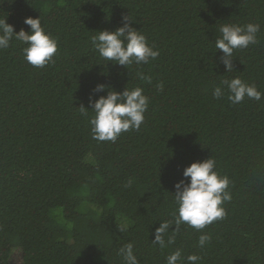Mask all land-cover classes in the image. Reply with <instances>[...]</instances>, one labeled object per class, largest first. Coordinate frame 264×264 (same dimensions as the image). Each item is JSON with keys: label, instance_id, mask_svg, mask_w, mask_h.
I'll list each match as a JSON object with an SVG mask.
<instances>
[{"label": "trees", "instance_id": "obj_1", "mask_svg": "<svg viewBox=\"0 0 264 264\" xmlns=\"http://www.w3.org/2000/svg\"><path fill=\"white\" fill-rule=\"evenodd\" d=\"M125 16L159 51L155 60L126 69L93 50L90 37ZM27 17H40L58 50L43 68L15 40L0 50V264L14 249L21 264H123L117 251L127 243L139 264H166L177 248L185 264L192 254L197 264H264V97L232 104L221 83L239 77L264 93V0H0L14 32H28ZM222 23L260 25L229 73L214 44ZM97 85L106 91L93 94ZM126 86L148 97L140 130L94 140L79 108ZM210 157L230 181L225 218L199 231L183 224L174 244H153L173 219L184 168ZM202 234L211 235L203 248Z\"/></svg>", "mask_w": 264, "mask_h": 264}, {"label": "clouds", "instance_id": "obj_2", "mask_svg": "<svg viewBox=\"0 0 264 264\" xmlns=\"http://www.w3.org/2000/svg\"><path fill=\"white\" fill-rule=\"evenodd\" d=\"M133 20L129 16L122 18L121 27L115 31H100L90 37V43L98 56L115 65L128 69L132 65L148 64L159 56V51L150 46L146 36L141 30L131 26ZM23 23L28 26V32L21 29L14 32V27L6 23V18L0 19V50L7 49L13 40L24 45L22 54L24 60L33 67L43 68L52 62L57 53V40L51 37L44 27L41 19L27 17ZM219 37L215 40V48L223 55L220 57L226 73L233 72L232 57L234 50L246 49L249 45L258 43L257 33L260 25L248 23L243 26L222 23L219 27ZM137 78L148 84L152 78L143 72L136 73ZM222 86L227 89V99L232 104L241 103L245 97L260 101L264 93L257 90L255 85H249L239 77L230 80L225 79ZM217 86L213 90V96L220 99L225 95L224 87ZM158 91H163V84H156ZM93 94L106 91L105 85H97ZM142 87L128 88L117 92L107 88L106 96H99L93 100L89 98L91 111L81 106L82 116L89 117L90 133L94 140L99 142H115L122 132L129 130L139 131L145 120V112L148 110V97L143 94ZM93 115L89 116V113ZM216 161L212 157L194 162L184 168L182 177L175 185V194L172 195L177 205L171 221L164 220L154 232L152 243L165 248L175 243L180 226L186 224L197 231L211 225L214 221L222 220L226 216V210L222 206L231 201L229 178L220 176L216 171ZM185 179L187 183H185ZM173 231H169L172 226ZM121 228L120 231H126ZM171 232V235H168ZM168 237L167 240L165 237ZM211 241L210 234H202L198 239V247L203 248ZM117 255L123 260V264H139L134 255L132 243H127L119 248ZM201 257L195 254L186 257V264H197ZM166 264H185L182 249L177 248L166 257Z\"/></svg>", "mask_w": 264, "mask_h": 264}, {"label": "rangeland", "instance_id": "obj_3", "mask_svg": "<svg viewBox=\"0 0 264 264\" xmlns=\"http://www.w3.org/2000/svg\"><path fill=\"white\" fill-rule=\"evenodd\" d=\"M21 262H22V257H21L20 250L14 249L11 253L10 263L11 264H21Z\"/></svg>", "mask_w": 264, "mask_h": 264}]
</instances>
